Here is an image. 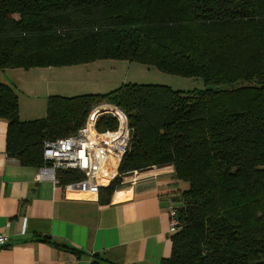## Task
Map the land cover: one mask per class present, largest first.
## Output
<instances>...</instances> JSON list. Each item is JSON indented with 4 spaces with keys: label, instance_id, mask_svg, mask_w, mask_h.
<instances>
[{
    "label": "trees",
    "instance_id": "trees-1",
    "mask_svg": "<svg viewBox=\"0 0 264 264\" xmlns=\"http://www.w3.org/2000/svg\"><path fill=\"white\" fill-rule=\"evenodd\" d=\"M101 59L199 78L204 88L123 83L112 93L51 94L46 115L22 121L0 83L7 154L41 166L42 144L74 134L94 102L127 116L118 174L172 165L186 184L171 252L161 264H264V0H0V70ZM116 119L100 116L98 130ZM61 184L82 180L59 172ZM72 252L79 254L76 249ZM90 264H114L93 254Z\"/></svg>",
    "mask_w": 264,
    "mask_h": 264
},
{
    "label": "crops",
    "instance_id": "crops-1",
    "mask_svg": "<svg viewBox=\"0 0 264 264\" xmlns=\"http://www.w3.org/2000/svg\"><path fill=\"white\" fill-rule=\"evenodd\" d=\"M65 67L0 70V83L18 96L22 121L44 117L51 94L81 93L62 90L66 84L52 77ZM7 128L0 117V232L8 236L0 264H90L93 254L114 264H161L170 255L167 204L186 189L172 165L128 173L112 193L94 197L75 183L36 180L39 166L7 154Z\"/></svg>",
    "mask_w": 264,
    "mask_h": 264
},
{
    "label": "built area",
    "instance_id": "built-area-1",
    "mask_svg": "<svg viewBox=\"0 0 264 264\" xmlns=\"http://www.w3.org/2000/svg\"><path fill=\"white\" fill-rule=\"evenodd\" d=\"M98 109L102 113L109 112L117 121L116 127L98 130L96 121L100 112L95 109L76 133L45 140L42 144L43 164L38 167L36 180L50 179L60 184V171L76 170L82 175V180L72 183L73 186H79L82 194L97 197L101 187L119 176L115 167L126 153L130 139L127 116L116 105L106 104ZM180 200L167 204L171 234L179 225ZM7 242L8 236L0 232V247Z\"/></svg>",
    "mask_w": 264,
    "mask_h": 264
},
{
    "label": "rangeland",
    "instance_id": "rangeland-1",
    "mask_svg": "<svg viewBox=\"0 0 264 264\" xmlns=\"http://www.w3.org/2000/svg\"><path fill=\"white\" fill-rule=\"evenodd\" d=\"M52 77L63 81L66 85L60 86L64 91L78 90L82 93H112L123 83H156L170 86L173 89L193 90L204 88V83L199 78H188L180 75L159 71L155 67H147L138 62H129L117 59H101L91 63L65 67L56 72ZM57 82V81H56ZM67 88V89H66ZM68 91V92H69ZM114 105L108 100L94 102L88 116L102 105ZM110 116L109 112H100V116ZM111 128L106 125L103 129ZM128 174L122 175L124 181Z\"/></svg>",
    "mask_w": 264,
    "mask_h": 264
},
{
    "label": "bare ground",
    "instance_id": "bare-ground-1",
    "mask_svg": "<svg viewBox=\"0 0 264 264\" xmlns=\"http://www.w3.org/2000/svg\"><path fill=\"white\" fill-rule=\"evenodd\" d=\"M104 183H106V181Z\"/></svg>",
    "mask_w": 264,
    "mask_h": 264
}]
</instances>
